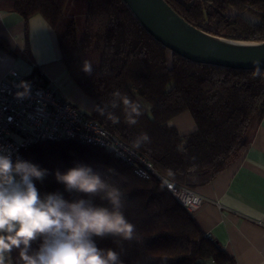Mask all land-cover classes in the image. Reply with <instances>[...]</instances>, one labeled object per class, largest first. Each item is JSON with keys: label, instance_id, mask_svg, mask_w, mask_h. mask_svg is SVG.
<instances>
[{"label": "trees", "instance_id": "obj_1", "mask_svg": "<svg viewBox=\"0 0 264 264\" xmlns=\"http://www.w3.org/2000/svg\"><path fill=\"white\" fill-rule=\"evenodd\" d=\"M165 1L206 32L264 40V0ZM66 2L0 0V7L25 20L39 13L52 26L68 76L94 102L92 118L151 161L165 178L190 189L210 182L243 153L264 116V74L199 63L176 52H170L168 61L167 47L138 22L123 0H87L79 34L75 18L64 13ZM0 46L8 50L1 40ZM8 51L30 60L25 50ZM84 60L92 65L91 75L82 70ZM25 79L47 83L34 65ZM116 92L120 97L114 96ZM125 96L140 105L142 114L134 125L126 122ZM184 111L196 128L180 134L171 119ZM141 133H147L149 140L135 146ZM23 154L48 170L37 182L42 195L59 191L69 200L81 198L82 194L65 192L55 179L57 170L64 172L77 163L111 177L126 195L124 213L135 226L136 239L113 243L111 238H97L96 243L114 248L123 264H235L161 180L138 176L101 147L72 139L41 140L23 149Z\"/></svg>", "mask_w": 264, "mask_h": 264}, {"label": "clouds", "instance_id": "obj_2", "mask_svg": "<svg viewBox=\"0 0 264 264\" xmlns=\"http://www.w3.org/2000/svg\"><path fill=\"white\" fill-rule=\"evenodd\" d=\"M259 64L253 61L254 76L264 74ZM82 70L91 75V63L84 60ZM19 86L24 91L16 95L23 98L30 85L21 81ZM122 99L126 122L136 124L140 105L126 96ZM109 118L119 122L111 113ZM148 140L147 133H141L134 144ZM47 172L18 154L14 157L10 146L0 145V264H123L114 248L96 243L97 238H111L113 243L136 239L135 226L124 213L126 195L121 188L91 165L77 163L64 172L57 170L55 179L65 192L82 194L81 198L69 200L59 191L42 195L37 182Z\"/></svg>", "mask_w": 264, "mask_h": 264}, {"label": "crops", "instance_id": "obj_3", "mask_svg": "<svg viewBox=\"0 0 264 264\" xmlns=\"http://www.w3.org/2000/svg\"><path fill=\"white\" fill-rule=\"evenodd\" d=\"M0 40L8 50H25L30 59L0 46V80L11 69L27 75L34 65L47 83L66 91L62 97L91 111L93 100L68 76L56 32L41 14L25 20L0 7ZM171 122L180 134L196 128L187 111ZM195 190L202 203L192 216L201 230L232 255L235 264H264V116L243 153Z\"/></svg>", "mask_w": 264, "mask_h": 264}, {"label": "built area", "instance_id": "obj_4", "mask_svg": "<svg viewBox=\"0 0 264 264\" xmlns=\"http://www.w3.org/2000/svg\"><path fill=\"white\" fill-rule=\"evenodd\" d=\"M21 81L30 85L28 93L23 92ZM72 139L101 147L132 167L141 177L154 176L161 180L171 195L189 212L202 203V197L195 189L174 183L161 175L142 154L120 140L97 119L78 105L59 96L49 83L26 81L25 74L11 69L0 80V145L10 146L14 157L28 160L23 149L41 140Z\"/></svg>", "mask_w": 264, "mask_h": 264}, {"label": "water", "instance_id": "obj_5", "mask_svg": "<svg viewBox=\"0 0 264 264\" xmlns=\"http://www.w3.org/2000/svg\"><path fill=\"white\" fill-rule=\"evenodd\" d=\"M138 22L170 52L199 63L264 68V40L232 39L206 32L179 15L165 0H123Z\"/></svg>", "mask_w": 264, "mask_h": 264}, {"label": "rangeland", "instance_id": "obj_6", "mask_svg": "<svg viewBox=\"0 0 264 264\" xmlns=\"http://www.w3.org/2000/svg\"><path fill=\"white\" fill-rule=\"evenodd\" d=\"M86 10H87V0H67L64 7V13L67 15H72L75 18L79 34L81 33L84 27V18L86 15ZM247 18L252 19L250 16H247ZM170 56H171L170 51H167L168 61H170ZM54 87L59 96L66 94L65 93L66 91L62 90L60 85L54 84Z\"/></svg>", "mask_w": 264, "mask_h": 264}]
</instances>
